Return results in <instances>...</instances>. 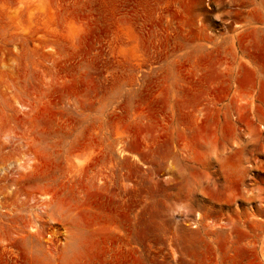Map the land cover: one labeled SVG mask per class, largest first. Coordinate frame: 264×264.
<instances>
[{"label": "rangeland", "instance_id": "rangeland-1", "mask_svg": "<svg viewBox=\"0 0 264 264\" xmlns=\"http://www.w3.org/2000/svg\"><path fill=\"white\" fill-rule=\"evenodd\" d=\"M254 28L264 0H0V264H264V112H208L205 51L236 75Z\"/></svg>", "mask_w": 264, "mask_h": 264}, {"label": "crops", "instance_id": "crops-1", "mask_svg": "<svg viewBox=\"0 0 264 264\" xmlns=\"http://www.w3.org/2000/svg\"><path fill=\"white\" fill-rule=\"evenodd\" d=\"M215 31L212 33L213 36L208 33L206 37L208 43H205L208 46L205 48L208 52V112L212 111L217 115L229 107L245 114L251 111L248 104L250 97H253L257 111L264 112V28L249 30L255 35L254 42L249 47L238 43V51L244 52L239 56H242L248 64L241 63L236 75L230 74L229 67L233 63L226 48H222L223 43L215 42L223 33L218 29ZM247 33L248 31L238 30L233 34L239 36ZM216 51L218 54H213ZM240 100L244 104L237 107L235 102ZM211 103L214 104L212 107L209 106Z\"/></svg>", "mask_w": 264, "mask_h": 264}, {"label": "built area", "instance_id": "built-area-1", "mask_svg": "<svg viewBox=\"0 0 264 264\" xmlns=\"http://www.w3.org/2000/svg\"><path fill=\"white\" fill-rule=\"evenodd\" d=\"M261 128H263V127L261 126Z\"/></svg>", "mask_w": 264, "mask_h": 264}, {"label": "bare ground", "instance_id": "bare-ground-1", "mask_svg": "<svg viewBox=\"0 0 264 264\" xmlns=\"http://www.w3.org/2000/svg\"><path fill=\"white\" fill-rule=\"evenodd\" d=\"M199 220V219H198Z\"/></svg>", "mask_w": 264, "mask_h": 264}]
</instances>
